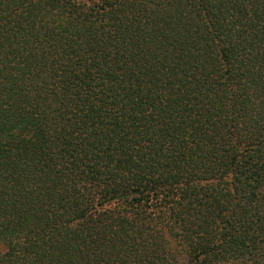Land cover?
Returning <instances> with one entry per match:
<instances>
[{
	"label": "trees",
	"instance_id": "trees-1",
	"mask_svg": "<svg viewBox=\"0 0 264 264\" xmlns=\"http://www.w3.org/2000/svg\"><path fill=\"white\" fill-rule=\"evenodd\" d=\"M0 264H264V0H0Z\"/></svg>",
	"mask_w": 264,
	"mask_h": 264
},
{
	"label": "rangeland",
	"instance_id": "rangeland-1",
	"mask_svg": "<svg viewBox=\"0 0 264 264\" xmlns=\"http://www.w3.org/2000/svg\"><path fill=\"white\" fill-rule=\"evenodd\" d=\"M4 250H5V246L2 243H0V251H4Z\"/></svg>",
	"mask_w": 264,
	"mask_h": 264
}]
</instances>
